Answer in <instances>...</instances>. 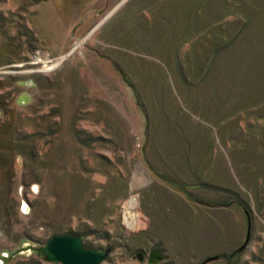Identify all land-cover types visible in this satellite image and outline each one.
<instances>
[{
  "label": "rangeland",
  "instance_id": "374dc122",
  "mask_svg": "<svg viewBox=\"0 0 264 264\" xmlns=\"http://www.w3.org/2000/svg\"><path fill=\"white\" fill-rule=\"evenodd\" d=\"M64 234L264 264V0H0L5 264Z\"/></svg>",
  "mask_w": 264,
  "mask_h": 264
},
{
  "label": "water",
  "instance_id": "95a60500",
  "mask_svg": "<svg viewBox=\"0 0 264 264\" xmlns=\"http://www.w3.org/2000/svg\"><path fill=\"white\" fill-rule=\"evenodd\" d=\"M24 212L29 207L24 203ZM40 251L45 255L47 261L55 264H102L108 258L109 250L97 251L85 246L83 238L76 234L53 235ZM5 257L8 254H4ZM146 255L139 253L137 258L143 261ZM164 259L160 249H154L149 256L150 264H159Z\"/></svg>",
  "mask_w": 264,
  "mask_h": 264
},
{
  "label": "flooded vegetation",
  "instance_id": "af4514ba",
  "mask_svg": "<svg viewBox=\"0 0 264 264\" xmlns=\"http://www.w3.org/2000/svg\"><path fill=\"white\" fill-rule=\"evenodd\" d=\"M9 257L4 258V249H0V264H5Z\"/></svg>",
  "mask_w": 264,
  "mask_h": 264
},
{
  "label": "trees",
  "instance_id": "16d2710c",
  "mask_svg": "<svg viewBox=\"0 0 264 264\" xmlns=\"http://www.w3.org/2000/svg\"><path fill=\"white\" fill-rule=\"evenodd\" d=\"M82 237H83V236H82ZM85 246H86L87 248L91 249L90 246H89L88 244H86V243H85Z\"/></svg>",
  "mask_w": 264,
  "mask_h": 264
}]
</instances>
